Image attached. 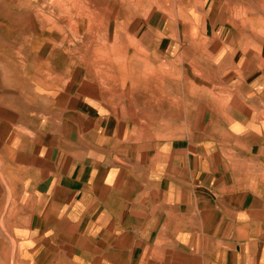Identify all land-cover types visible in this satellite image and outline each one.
I'll return each mask as SVG.
<instances>
[{
	"label": "rangeland",
	"instance_id": "1",
	"mask_svg": "<svg viewBox=\"0 0 264 264\" xmlns=\"http://www.w3.org/2000/svg\"><path fill=\"white\" fill-rule=\"evenodd\" d=\"M236 90L264 115V0H0V201L23 192L5 180L34 163L47 177L74 136L99 132L86 104L100 95L122 117L110 131L128 138L140 117L182 133L185 115L241 102Z\"/></svg>",
	"mask_w": 264,
	"mask_h": 264
},
{
	"label": "crops",
	"instance_id": "2",
	"mask_svg": "<svg viewBox=\"0 0 264 264\" xmlns=\"http://www.w3.org/2000/svg\"><path fill=\"white\" fill-rule=\"evenodd\" d=\"M236 92L241 102L213 107L206 125L185 115L174 136L142 117L113 135L122 117L104 95L87 102L102 124L76 133L66 164L5 180L23 192L0 201V264H264V115Z\"/></svg>",
	"mask_w": 264,
	"mask_h": 264
}]
</instances>
